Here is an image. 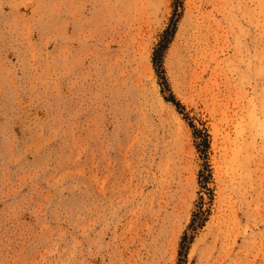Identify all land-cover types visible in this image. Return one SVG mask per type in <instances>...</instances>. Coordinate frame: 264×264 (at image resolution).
I'll use <instances>...</instances> for the list:
<instances>
[{"label":"rangeland","instance_id":"374dc122","mask_svg":"<svg viewBox=\"0 0 264 264\" xmlns=\"http://www.w3.org/2000/svg\"><path fill=\"white\" fill-rule=\"evenodd\" d=\"M0 264H264V0H0Z\"/></svg>","mask_w":264,"mask_h":264},{"label":"trees","instance_id":"16d2710c","mask_svg":"<svg viewBox=\"0 0 264 264\" xmlns=\"http://www.w3.org/2000/svg\"><path fill=\"white\" fill-rule=\"evenodd\" d=\"M171 32H172V29H170V27L166 28V30L164 31L163 33V39L160 41L158 47L155 49L154 51V62H156V57L159 56L160 57V54L162 52V50L164 49L165 47V44L167 43L170 35H171ZM173 100V99H172ZM177 104V103H175ZM204 146L207 147V142L206 140H204ZM186 236L183 237V239H185Z\"/></svg>","mask_w":264,"mask_h":264}]
</instances>
